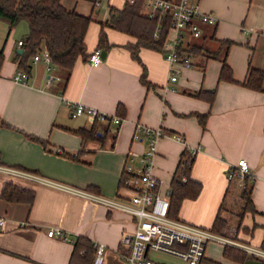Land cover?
Instances as JSON below:
<instances>
[{
    "label": "crops",
    "instance_id": "crops-1",
    "mask_svg": "<svg viewBox=\"0 0 264 264\" xmlns=\"http://www.w3.org/2000/svg\"><path fill=\"white\" fill-rule=\"evenodd\" d=\"M98 2L60 0L65 9L83 16H92ZM106 2L107 15L109 7L120 9L127 0ZM197 4L216 23L200 24L198 37L182 40V55L189 57L191 66L180 70L176 92L163 90L168 85L163 51L140 48L138 60L133 58L127 45L135 40L102 25L105 21L93 20L84 38L88 55L97 49L103 28L110 44L100 50L104 59L91 65L87 58H78L64 87L63 75L41 60H30L25 82L13 80L20 71L17 62L23 49L17 43L23 38L4 40L0 164L105 198H126L127 192L118 188L123 168L126 163L138 167V158L131 155H142L148 142L137 126L161 128L164 136L156 144L152 173L160 181L158 193L163 198L168 200L171 193L181 153L198 149L189 177L201 188L196 198L181 202L177 220L210 229L218 216L225 223L221 233H232L233 240L264 250V0ZM225 41L228 46L219 44ZM223 62L231 70L232 82L219 79ZM249 68L262 73L261 90L244 84ZM201 91L208 94L193 95ZM66 101L117 116L121 124L72 118ZM93 125L95 138L82 139L76 133L88 132ZM240 159L247 161V173L228 180L229 168ZM4 183L33 197L6 201L1 197ZM246 187L253 211L244 210L241 192ZM0 220V264H69L78 238L103 246L102 264H126L118 253L120 238L135 229V219L122 211L5 176H0ZM56 228L62 236L50 234ZM214 263L204 256L199 264Z\"/></svg>",
    "mask_w": 264,
    "mask_h": 264
},
{
    "label": "built area",
    "instance_id": "built-area-1",
    "mask_svg": "<svg viewBox=\"0 0 264 264\" xmlns=\"http://www.w3.org/2000/svg\"><path fill=\"white\" fill-rule=\"evenodd\" d=\"M135 0H127L133 3ZM97 4V3H96ZM144 9L149 13H158L159 21L167 16L170 26L166 39L163 43L164 59L168 64V85L163 90L176 92L174 84L177 82L179 72L182 68H189L191 61L187 55H182L181 44L186 36L198 37L201 34L200 24L214 25L216 19L199 10L197 0H144ZM157 37V32L154 33ZM18 46L22 45L19 41ZM100 50H94L88 61L91 65L101 62ZM33 62L41 60L46 66H51L49 54L42 51L33 57ZM13 80L25 82L26 74L17 71ZM71 109L72 118L86 116L92 122L121 124L117 116L109 115L81 104L66 101ZM137 130L147 137V148L142 155L132 154L138 158V167L126 163L123 173L128 175L126 182V198H105L87 190L68 187L49 181L29 171L0 164V176L12 180L30 181L53 187L65 193L78 196L84 200L102 204L111 210H119L129 214L135 219V229L132 233H124L120 238L118 253L126 264H163L150 257V252L173 256L185 264H199L205 256V246L214 241L223 246L240 247L248 256L264 262V250L249 245H240L230 242L219 234L208 229L194 226L183 221L172 219L168 216L169 202L158 193L160 181L153 176V160L156 155V144L158 139L164 136L161 128H147L137 126ZM171 138L182 141L178 135ZM137 137L135 136V139ZM198 151L196 148H186L190 159ZM136 158V159H137ZM248 164L245 159H240L236 167L229 168L227 179L232 180L243 177L247 173ZM185 181V178H182ZM2 221L0 220V225ZM50 234L62 236L59 228L51 229ZM103 263V246L96 247L93 264Z\"/></svg>",
    "mask_w": 264,
    "mask_h": 264
},
{
    "label": "trees",
    "instance_id": "trees-1",
    "mask_svg": "<svg viewBox=\"0 0 264 264\" xmlns=\"http://www.w3.org/2000/svg\"><path fill=\"white\" fill-rule=\"evenodd\" d=\"M143 3L144 0H135L133 3L125 2L120 9L109 7L108 17L102 24L135 40L133 44L127 45V48L137 60L140 48L163 51V43L170 26L167 16L159 21L158 13L152 14L146 11ZM0 20H4L8 27L5 41L19 21H25L28 25V34L23 38L21 45L23 53L18 55L17 62L18 70L27 77L30 73V60L42 51H46L49 54L51 65L63 75L61 86L64 87L76 60L78 58L88 59L90 56L86 54L84 38L89 24L94 19L92 16H83L73 10L65 9L60 0H0ZM155 32H157V37H154ZM219 44L224 47V45L228 46L229 42H219ZM109 47L110 44L101 27L97 49L107 50ZM2 54L3 50L0 48V65ZM219 79L233 81L231 70L224 62ZM142 82L145 83L144 80ZM244 84L251 89L261 90L262 73L249 68ZM205 94L208 93L201 91L193 95L203 98ZM213 95L214 91L209 94L210 102ZM197 117L200 118L199 115ZM0 124H2L1 121ZM76 133L81 135L82 139L95 138L96 135L94 125L88 132L78 130ZM34 140L41 142L35 138ZM191 164L192 159L186 151H183L170 183L168 216L172 219H177V213L184 199H194L199 194L200 184L189 177ZM182 178H185V181H182ZM127 179L128 175L123 173L118 184L119 189H126ZM250 194V189L246 187L241 197L245 201L244 210L253 211ZM1 197L9 202H19L24 198H32L33 194L12 184L4 183ZM224 224V221L217 216L208 230L215 234H222ZM95 253L96 247L92 242L85 238H78L73 246L69 264H93ZM222 254L225 259L237 264H243L245 260L251 258L245 252L228 246H223Z\"/></svg>",
    "mask_w": 264,
    "mask_h": 264
},
{
    "label": "rangeland",
    "instance_id": "rangeland-1",
    "mask_svg": "<svg viewBox=\"0 0 264 264\" xmlns=\"http://www.w3.org/2000/svg\"><path fill=\"white\" fill-rule=\"evenodd\" d=\"M98 6L94 9V12L92 14V18L98 22H103L106 21L108 14L106 15V10H107V0H98ZM8 27L5 23L4 20H0V47L3 44L4 39L6 38ZM28 34V25L25 21H19L11 30V33L7 37L8 43L11 40H18L21 38H24ZM242 193V192H241ZM243 204L245 205V201L242 199ZM249 207V206H248ZM245 208V206H244ZM223 236L225 239L229 240L230 242H235L240 245H245L244 243L239 242L238 240H233L232 233H222L219 234ZM225 235V236H224ZM233 249L239 250L244 252L240 247L237 246H229ZM222 248L223 245L218 243V242H208L205 246V256L208 259H211L214 261L216 264H233L230 260L225 259L222 254ZM150 257L154 259L155 261H163L165 264H185L181 260L174 259L175 257L170 256V255H165L161 253H156V252H150ZM253 258V257H251ZM214 263V264H215ZM263 263V262H262Z\"/></svg>",
    "mask_w": 264,
    "mask_h": 264
},
{
    "label": "water",
    "instance_id": "water-1",
    "mask_svg": "<svg viewBox=\"0 0 264 264\" xmlns=\"http://www.w3.org/2000/svg\"><path fill=\"white\" fill-rule=\"evenodd\" d=\"M100 56H101V59H104V56H105V52L104 51H101L100 52ZM243 264H262L261 261L259 260H255V259H247L243 262Z\"/></svg>",
    "mask_w": 264,
    "mask_h": 264
}]
</instances>
